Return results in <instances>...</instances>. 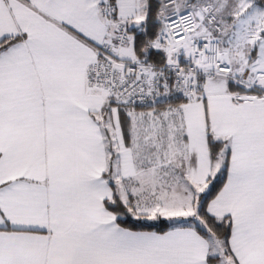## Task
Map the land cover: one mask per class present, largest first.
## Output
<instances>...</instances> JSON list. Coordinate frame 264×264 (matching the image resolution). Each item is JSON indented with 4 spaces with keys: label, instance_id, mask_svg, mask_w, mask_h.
Here are the masks:
<instances>
[{
    "label": "snow or ice",
    "instance_id": "obj_1",
    "mask_svg": "<svg viewBox=\"0 0 264 264\" xmlns=\"http://www.w3.org/2000/svg\"><path fill=\"white\" fill-rule=\"evenodd\" d=\"M0 264H264V0H0Z\"/></svg>",
    "mask_w": 264,
    "mask_h": 264
}]
</instances>
